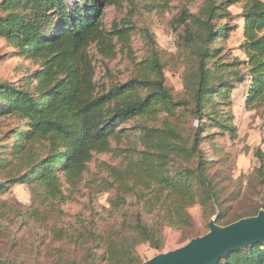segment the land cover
Masks as SVG:
<instances>
[{
	"label": "trees",
	"instance_id": "16d2710c",
	"mask_svg": "<svg viewBox=\"0 0 264 264\" xmlns=\"http://www.w3.org/2000/svg\"><path fill=\"white\" fill-rule=\"evenodd\" d=\"M239 1L206 0L198 15L188 9L182 12L181 22L198 24L202 31L197 34L205 36L206 45L198 62L185 72L191 97L186 105L174 101L165 85L164 65L149 33L152 55L137 63L140 76L99 93L90 47L95 45L102 58L113 59L119 42L124 47L131 43L132 28L126 21L111 28L104 21L107 7L120 0H2L0 37L39 68L23 86H0V118L12 125L0 139V196L18 185H31L38 206L29 214L41 220L48 206L60 207L68 200L65 185L76 189L95 157L110 154L120 162L101 163L107 176L98 187L116 190L111 201L115 209L126 207L128 196H137L150 213L162 216L165 208L163 214L173 217L174 224H189L186 209L196 203L215 204L217 219L225 218L224 201L208 175L202 130L234 131L223 108L231 106L238 85H248V109L264 107L263 0H246L244 6L245 40L240 50L246 58L214 62L216 70L209 67L210 59L221 51L213 43L221 31L227 35L232 30L227 25L215 29V23L229 18V7ZM189 105H193L187 109L189 116L203 118L192 141L180 127L188 117L182 107ZM138 118L163 122L130 124ZM133 136L135 143L123 147L124 139ZM256 157L260 165L254 178L264 185V151L258 149ZM140 214L135 217L134 236L128 238L133 246L122 237L106 238L104 256L109 263L140 264L137 246L148 242L161 247L155 227L143 223ZM217 264H264V242L232 252Z\"/></svg>",
	"mask_w": 264,
	"mask_h": 264
},
{
	"label": "rangeland",
	"instance_id": "374dc122",
	"mask_svg": "<svg viewBox=\"0 0 264 264\" xmlns=\"http://www.w3.org/2000/svg\"><path fill=\"white\" fill-rule=\"evenodd\" d=\"M245 4L246 0H241L231 5L228 9L231 16L215 23V29L227 25L232 30L227 35L224 30L221 31L213 43L216 49L221 48L219 54L210 59L209 67L214 70V62H233L246 58L240 50L245 40ZM205 6L206 0H120L107 7L104 17L106 26L111 28L115 23L126 21L132 28L131 43L130 47H124L119 42L117 55L113 59L102 58L95 45L90 47L95 64V82L100 86L99 93L140 76L137 63L152 55L153 46L149 33L157 43L156 48L164 65L165 85L174 101L186 105L191 103L184 76L198 62V53L206 46L205 36L197 34L202 29L193 20L183 23L180 18L184 9L198 15ZM38 68L34 59L20 55L17 47L0 37V86H23L24 79ZM103 86L106 87L105 91ZM247 90L246 83L238 85L232 92L231 106L223 108V112L227 113L226 117L231 119L228 124L234 131L227 130L223 133L220 129L202 130L206 137L201 147L205 157L210 160L208 175L224 201L222 209L227 211L225 218L217 219L221 225L253 216L264 209V185H259L254 178V171L260 165L256 151H264V107L248 109L245 106ZM192 106L182 107L183 113L188 117L180 124L183 135L191 141L197 126L203 122V118L189 116L187 109ZM162 122L163 118L160 121L138 118L130 124L162 125ZM10 126L9 120L0 118V139H3ZM135 140V136L130 140L124 139L122 145L126 147L134 144ZM102 162L116 165L120 161L110 154L97 155L91 162L84 181L76 189L72 190L65 185L68 200L60 207L48 206L40 216L41 220L34 219L29 214V210L38 206L31 185H18L0 196V262L111 264L104 256V249L109 242L106 238L122 237L125 244L133 246L134 241L128 238L134 236L132 228L139 213L143 223L155 227L161 245L157 249L148 242L137 246L136 253L140 262L161 252L184 246L192 238L209 231V222L219 211L215 204L203 207L196 203L187 207L186 214L191 222L182 225L172 223L176 220L163 214L166 212L165 208L160 211L162 216L157 211L150 213L137 196H128L126 207L115 209L111 201L116 190L101 191L98 187L102 176H107L102 170ZM1 182L3 179L0 176ZM89 233L95 234V237Z\"/></svg>",
	"mask_w": 264,
	"mask_h": 264
},
{
	"label": "water",
	"instance_id": "95a60500",
	"mask_svg": "<svg viewBox=\"0 0 264 264\" xmlns=\"http://www.w3.org/2000/svg\"><path fill=\"white\" fill-rule=\"evenodd\" d=\"M218 214L210 220L206 234L140 264H217L232 252L264 242V209L226 225L217 222Z\"/></svg>",
	"mask_w": 264,
	"mask_h": 264
}]
</instances>
